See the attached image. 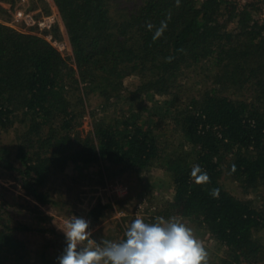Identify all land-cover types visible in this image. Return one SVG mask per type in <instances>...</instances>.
<instances>
[{
  "label": "trees",
  "instance_id": "1",
  "mask_svg": "<svg viewBox=\"0 0 264 264\" xmlns=\"http://www.w3.org/2000/svg\"><path fill=\"white\" fill-rule=\"evenodd\" d=\"M263 1L53 0L67 57L0 21V134L16 137L0 139V167L23 191L10 202L0 185V264H58L66 238L45 226L52 216L43 207L64 205L51 181L69 178V165L94 168L102 184L161 168L171 196L145 222L199 225L224 250L214 264H264ZM14 2L0 0L9 4L0 11L8 14ZM190 79L200 88L186 94L182 82ZM86 113L91 128L83 134ZM194 165L210 182H195ZM225 174L259 202L228 191ZM111 206L98 199L74 213L92 228ZM130 220L116 219L121 235L98 227L92 238L119 242ZM28 233L40 238L34 247Z\"/></svg>",
  "mask_w": 264,
  "mask_h": 264
},
{
  "label": "rangeland",
  "instance_id": "2",
  "mask_svg": "<svg viewBox=\"0 0 264 264\" xmlns=\"http://www.w3.org/2000/svg\"><path fill=\"white\" fill-rule=\"evenodd\" d=\"M0 4L4 7H9V4ZM47 10L54 15L55 22L48 29H40L32 22ZM57 14V8L53 0H15L11 12L6 14L0 11V21L18 31L33 33L44 37L67 57L71 54V45L60 17ZM260 18L264 19V1L260 11ZM182 84L183 90H187L186 94L193 93L196 89L200 88V84H195L193 79L184 81ZM90 123V115L86 113L79 127L83 134L91 128ZM0 139L5 143L12 144L16 140L15 133L13 130L2 133L0 134ZM94 172V168L81 167L75 169L72 165H69L66 169L69 178L57 177L51 181L55 196L58 200L64 201V205L59 208L43 207V210L52 216V219L45 223L46 227H53L56 231L63 233L61 229L65 228L66 222L73 216L86 219L82 215L75 214V210L79 212L86 211L88 206L94 204L98 199H101L105 202L110 201L112 206L107 209L103 217L104 221L96 225V227L89 228V230L93 234L98 227H103V233L106 235H115L120 231L118 230L116 219H136L140 217L143 220H149L156 211L160 209L165 200L171 196L167 176L159 167L151 168V176L150 174H141V176L138 177L136 175L124 173L122 176L109 179L105 184L97 182ZM222 183L228 191L237 197L250 199L255 203L259 202V196H257L255 192L252 190H242L239 183L226 174L222 178ZM0 185H3L9 190V193H4V195L6 197L5 199L10 202L14 200L13 196L23 194L19 183L14 180V174H10L9 171L1 167ZM1 194L0 192V198L3 199L4 196ZM19 209L20 207L18 206H12L11 211L17 219L30 222V215L24 211L20 212ZM130 222L126 221L127 224H125V226ZM186 225L192 228L196 238L203 243L208 252V264H214L217 259L224 254L223 248H221L216 241L209 236L208 232L199 225L193 223H188ZM119 234L121 235V233ZM260 234L263 236L264 240V230H262ZM27 235V238L34 243L33 247L40 240L35 233H28Z\"/></svg>",
  "mask_w": 264,
  "mask_h": 264
},
{
  "label": "clouds",
  "instance_id": "3",
  "mask_svg": "<svg viewBox=\"0 0 264 264\" xmlns=\"http://www.w3.org/2000/svg\"><path fill=\"white\" fill-rule=\"evenodd\" d=\"M149 29L152 25H148ZM166 28L162 21L153 39L159 38ZM235 171V165L232 168ZM191 177L197 184L208 183L210 178L199 165H194ZM212 195L219 196V189ZM90 223L73 216L61 229L66 247L57 258L58 264H208V252L196 238L191 227L175 217H157L155 222H145L137 217L132 221L124 239L116 242L92 238Z\"/></svg>",
  "mask_w": 264,
  "mask_h": 264
},
{
  "label": "built area",
  "instance_id": "4",
  "mask_svg": "<svg viewBox=\"0 0 264 264\" xmlns=\"http://www.w3.org/2000/svg\"><path fill=\"white\" fill-rule=\"evenodd\" d=\"M54 15L52 13H42L32 23L38 26L40 29H48L54 24Z\"/></svg>",
  "mask_w": 264,
  "mask_h": 264
}]
</instances>
